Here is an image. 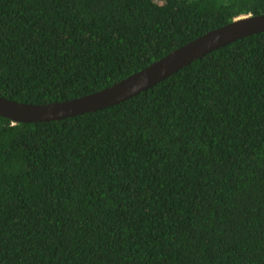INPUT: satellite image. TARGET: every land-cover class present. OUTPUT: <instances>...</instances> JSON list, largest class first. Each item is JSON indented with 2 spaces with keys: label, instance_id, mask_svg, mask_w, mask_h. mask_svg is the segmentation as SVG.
<instances>
[{
  "label": "trees",
  "instance_id": "16d2710c",
  "mask_svg": "<svg viewBox=\"0 0 264 264\" xmlns=\"http://www.w3.org/2000/svg\"><path fill=\"white\" fill-rule=\"evenodd\" d=\"M264 0H0V95L100 91ZM0 264H264V32L124 102L0 116Z\"/></svg>",
  "mask_w": 264,
  "mask_h": 264
},
{
  "label": "water",
  "instance_id": "95a60500",
  "mask_svg": "<svg viewBox=\"0 0 264 264\" xmlns=\"http://www.w3.org/2000/svg\"><path fill=\"white\" fill-rule=\"evenodd\" d=\"M261 32H264V14L242 16L208 31L113 85L82 97L36 104L0 95V116L15 123H34L102 110L148 90L216 49Z\"/></svg>",
  "mask_w": 264,
  "mask_h": 264
},
{
  "label": "clouds",
  "instance_id": "9594fccd",
  "mask_svg": "<svg viewBox=\"0 0 264 264\" xmlns=\"http://www.w3.org/2000/svg\"><path fill=\"white\" fill-rule=\"evenodd\" d=\"M244 16H247V15H244ZM242 17V16H241ZM239 18V17H238ZM15 123V122H14Z\"/></svg>",
  "mask_w": 264,
  "mask_h": 264
},
{
  "label": "rangeland",
  "instance_id": "374dc122",
  "mask_svg": "<svg viewBox=\"0 0 264 264\" xmlns=\"http://www.w3.org/2000/svg\"><path fill=\"white\" fill-rule=\"evenodd\" d=\"M160 1H162V0H160ZM163 1H165V0H163Z\"/></svg>",
  "mask_w": 264,
  "mask_h": 264
}]
</instances>
